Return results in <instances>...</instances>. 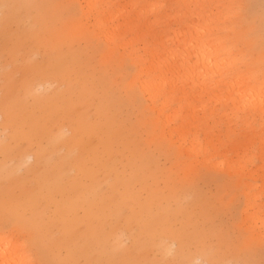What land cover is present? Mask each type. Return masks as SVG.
Segmentation results:
<instances>
[{"label": "snow or ice", "instance_id": "snow-or-ice-1", "mask_svg": "<svg viewBox=\"0 0 264 264\" xmlns=\"http://www.w3.org/2000/svg\"><path fill=\"white\" fill-rule=\"evenodd\" d=\"M41 7L0 0V19L5 32L14 30L26 14L31 15ZM150 7L152 15L132 22L131 32H123L126 22L119 16L112 19L89 16L83 20L86 25L84 36L58 48L56 65L45 63L41 69L51 71L58 67L60 75L54 86L71 91L80 83L79 72L72 69H87L90 73L97 66L99 57L113 49L114 36L117 40L142 37L146 45L145 63L155 66V71L147 79H162L165 91H172V103L157 116L150 102L151 94L142 84L143 78L132 83H129L133 80L132 75L118 83L109 79L97 86L96 110L89 117L90 121L99 128L119 122L126 130L148 137L164 126V117L169 113L176 112L174 122L177 125L181 123V117L190 122L189 106L193 105L198 109L195 115L206 117L200 127L207 132V145L203 143L202 131L199 154L194 155L187 150L190 143L182 136L181 129L172 132L171 149H162L155 156L154 187L162 195L176 189L188 191L187 207L176 215L175 224L169 218H160L152 213L146 223L132 227L133 235L142 231L149 240L156 241L162 239L163 232L171 227L176 231L175 244L178 247L187 248L196 243L203 249L206 258L197 264H264V209L261 210L259 233L262 259L257 262L252 258L256 251L254 232L245 226L247 221L241 219L236 222L244 202L242 183L234 178L232 186L223 194L205 193L192 175L194 169L202 170L207 165L218 163L238 174L256 163L254 149L249 146L256 128L264 142V7L257 23L254 14L244 13L243 5L188 6L239 10L213 18L209 27L204 26L202 18L195 16L156 18L170 7L168 4ZM70 10L71 6H65V15L70 14ZM178 36L184 39L178 41ZM191 50L196 51L195 58L190 55ZM245 76L249 83L259 86L258 94L255 91L241 94L225 86L229 81L235 82ZM17 81L23 89L26 78L21 75ZM14 103L6 101V121L12 118L10 107ZM201 105L203 112L199 111ZM68 115L61 107L53 105L49 111V123L54 124ZM146 120H151V123H146ZM4 144L6 148L9 145L7 136ZM259 164L264 171V152H261ZM34 187L26 186L25 191L30 192ZM82 192L80 183L69 182L61 190L39 199L21 195L11 206L6 201L4 216L0 220V264H85L74 258L75 249L89 231L90 204ZM67 195L76 201L71 209L61 206ZM224 202L229 210L227 221L219 213ZM117 211L121 215L130 214L129 209L123 206ZM73 218H79L81 222L73 224ZM185 219L196 221L200 225L199 230L193 233L177 227ZM225 248L248 258H216ZM161 264L187 262L163 261Z\"/></svg>", "mask_w": 264, "mask_h": 264}, {"label": "rangeland", "instance_id": "rangeland-1", "mask_svg": "<svg viewBox=\"0 0 264 264\" xmlns=\"http://www.w3.org/2000/svg\"><path fill=\"white\" fill-rule=\"evenodd\" d=\"M6 2L42 7L31 15L26 14L21 23L7 33L0 19V220L4 216L6 201L11 206L21 195L39 199L61 190L69 182L80 183L82 195L90 204L89 231L75 249V259L85 264L96 261L105 264H161L177 260L197 264L206 258L196 243L187 248L178 247L175 244L176 231L171 227L163 232L162 239L156 241L149 240L142 231L135 236L131 231L132 227L146 223L152 213L169 218L175 224L176 215L187 207L188 191L176 189L162 195L155 189V156L162 149H171L170 136L181 125H184L182 136L190 143L187 150L198 155L202 131L203 143L207 145V132L200 127L206 117L195 115L198 109L190 105V122L181 117V123L177 125L174 122L176 112L169 113L164 117V126L148 137L126 130L119 122L105 128L96 127L89 117L96 110L99 82L111 79L118 83L129 75L133 77L129 83L134 82L141 67L138 54L141 44L124 46L128 40L113 41V49L99 57L97 66L90 73L87 69H72L79 72L80 83L75 89L66 91L54 86L60 69L54 67L51 71H43L41 65H56L57 49L84 36L86 25L83 20L89 16L96 18L100 4L89 12V7L81 0ZM228 4L245 6L244 13L254 14L258 23L264 0H230ZM65 6H71L68 15H65ZM21 75L26 78L23 89L17 81ZM239 82V86L248 84V92L259 93V86L249 83L247 76ZM6 101H15L10 107L12 118L8 121L5 119ZM162 101L163 98L150 100L157 116L164 112L161 110ZM53 105H58L69 115L50 124L48 117ZM199 111L203 112V105ZM145 122L151 123V120ZM6 136L7 148L4 144ZM249 147L254 149L256 163L238 174L218 163L202 170L194 169L192 175L205 193L223 194L232 186L234 178L242 183L244 202L236 222L247 221L245 226L254 232L256 251L252 258L259 262L262 259L260 220L264 209V171L259 160L264 152V142L258 128L253 130ZM32 185L35 186L32 191L26 192L25 187ZM75 203L73 197L67 195L61 206L71 209ZM121 206L128 208L130 214L121 215L117 211ZM219 213L227 221L226 202L220 206ZM80 222L79 218L72 220L73 224ZM177 227L196 233L200 225L185 219ZM216 258L248 257L235 255L225 248Z\"/></svg>", "mask_w": 264, "mask_h": 264}, {"label": "bare ground", "instance_id": "bare-ground-1", "mask_svg": "<svg viewBox=\"0 0 264 264\" xmlns=\"http://www.w3.org/2000/svg\"><path fill=\"white\" fill-rule=\"evenodd\" d=\"M83 3H86L89 12H92L97 8L100 4V7L97 10V17L100 19H112L113 17L119 16L122 21L126 22V26L123 29V32H131L134 27V23L136 21H140L146 16L152 15V9L150 6L156 4H168L170 7L162 14H159L156 18H167L169 16H195L198 19L202 18L205 21L204 26L209 27V22L221 15L224 12L232 11V9L228 8H192L188 7L191 5H230L228 2L230 0H81ZM171 4L173 6L171 7ZM138 6V7H137ZM123 33H121L122 35ZM178 41L184 39L182 36L177 37ZM117 40L116 37H113V41ZM121 40V39H120ZM190 42V41H189ZM128 43H138L141 44L138 52L141 58V67L139 69V75L137 79H142V84L144 86L145 91L151 94L152 99L163 98L161 103V110L165 111L168 104L173 101V94L171 89L165 91V82L162 79H158L153 77L152 79H147L150 73L155 71V66L152 64L145 63V52L144 49L146 47L143 42L142 37H137L135 40L129 39L124 46H128ZM196 51L191 50L190 55L195 58ZM201 60L203 61V56H201ZM238 78L235 82H228L225 86L228 88H232L241 94L248 92L247 86L245 84L243 86H239ZM238 87V89H237ZM186 125V124H185ZM184 125H181L180 128L183 131Z\"/></svg>", "mask_w": 264, "mask_h": 264}]
</instances>
